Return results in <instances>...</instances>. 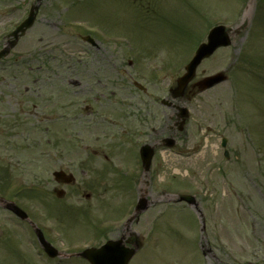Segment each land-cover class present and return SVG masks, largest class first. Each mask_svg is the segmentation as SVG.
<instances>
[{
  "label": "rangeland",
  "instance_id": "obj_1",
  "mask_svg": "<svg viewBox=\"0 0 264 264\" xmlns=\"http://www.w3.org/2000/svg\"><path fill=\"white\" fill-rule=\"evenodd\" d=\"M33 1L2 2L0 48ZM69 1L45 0L34 26L0 61V167L13 179H0L6 198L18 194L37 228L60 231L57 244L69 256L127 231L143 244L130 264H264V78L257 83L231 69L257 0H75L76 8ZM216 24L231 28L232 45L203 61L193 82L222 72L228 81L176 100L188 109L179 130L177 112L161 101L170 100L195 39L205 41ZM89 31L103 36L97 50L80 40ZM167 137L175 141L170 149ZM144 144L155 152L146 173L136 164ZM58 169L75 183L56 185ZM55 189L64 191L61 199ZM176 195L193 196L201 218ZM141 197L149 207L138 218L89 240ZM8 218L0 216V264H52L35 245L26 251L23 224ZM66 259L57 261L84 264Z\"/></svg>",
  "mask_w": 264,
  "mask_h": 264
},
{
  "label": "water",
  "instance_id": "obj_2",
  "mask_svg": "<svg viewBox=\"0 0 264 264\" xmlns=\"http://www.w3.org/2000/svg\"><path fill=\"white\" fill-rule=\"evenodd\" d=\"M37 9H38V6L34 7L31 10L29 17L10 35V36L14 37V40L9 43L8 48H5L0 52V58L5 56L8 53L9 49L16 44L18 37L22 36L24 34L25 30L32 26L34 19H35L34 11ZM229 43L230 42L228 40V36L225 33L223 28L219 27V28L213 29L208 36L207 43L202 44L199 47L195 57L187 65L186 74L178 80V91L180 92L181 90L184 89L188 80L194 75L195 68L197 67V65L200 63V61L203 58L209 56L218 46H226ZM219 80H220L219 77L209 78V79L204 80L201 84H203L204 86H207V85L213 84ZM184 114H185L184 111H182L181 115H184ZM148 162L149 161L147 159V161H145V163L148 164ZM56 175H61V174H56ZM180 199L188 201V202L193 201L192 198H188V197H181ZM143 208H145V206L142 203L139 206V209H143ZM41 242H42V244H45L44 241L41 240ZM120 244H121L120 241H117L114 243L110 242V243L106 244L103 248H101V250L99 251L102 253H103V251H106L109 253H120V255L107 256V257H103V258H99V257L95 258L94 255L96 254V252L93 250L84 251L81 255L84 258H86L91 264H127L128 261L130 260V258L132 257L134 251L133 250H127V249L116 250V249L111 248V245H120ZM45 248H46L47 252H50V249H48L46 246H45ZM51 256H53V255L51 254Z\"/></svg>",
  "mask_w": 264,
  "mask_h": 264
},
{
  "label": "flooded vegetation",
  "instance_id": "obj_3",
  "mask_svg": "<svg viewBox=\"0 0 264 264\" xmlns=\"http://www.w3.org/2000/svg\"><path fill=\"white\" fill-rule=\"evenodd\" d=\"M13 191L15 192V190H13ZM15 197L16 196H14V195L12 196V194H11L10 195V198H8V200H6L7 199L6 197H5L6 199L3 198V197H1L0 198V201L2 203H5V204L8 203V202H10L9 204H12V202L13 203L15 202V199H16ZM2 199L3 200H6L8 202L3 201ZM4 211L7 214H9L11 217H13L14 219H16V220L19 221V219L9 210V208L8 209H5ZM25 222H26L25 224L27 226V229L29 228V230H30V231H25V232L28 233V234H31V237H32L33 234H34L33 228L31 227V225H30L29 222H27V221H25ZM110 229L113 231V228L112 227H107L106 228V231H109ZM122 229H123V227H122ZM1 232H0V235H1ZM8 232L9 231H7V233ZM44 236H45V239L48 241V243L51 244V246L55 249L54 253L56 254V256L54 258H48L47 255L44 253V251H41L42 254L44 255L45 259H47L48 261H51L50 263H52V264H60L61 261H57V260L60 259V258H62V256L65 255V254H63V252L59 248L60 247L59 244H57L58 239H57L56 235L55 234L54 235L51 234L49 231H44ZM121 238H122L123 241H126L127 242L128 239H129V233L127 231L125 233H122ZM99 246H100L99 244H95L94 248H98ZM26 251L29 252L30 249H28ZM61 264H63V262Z\"/></svg>",
  "mask_w": 264,
  "mask_h": 264
},
{
  "label": "trees",
  "instance_id": "obj_4",
  "mask_svg": "<svg viewBox=\"0 0 264 264\" xmlns=\"http://www.w3.org/2000/svg\"><path fill=\"white\" fill-rule=\"evenodd\" d=\"M260 2H264V0H260ZM251 54H244L242 56V63L241 65L243 64L244 66H247V68L249 70H251V73H254L253 72V69H257L258 70V67L262 66V68H264V61L263 62H260V63H257L256 64H259L260 66H257L255 65V61H253L254 57L251 55Z\"/></svg>",
  "mask_w": 264,
  "mask_h": 264
}]
</instances>
